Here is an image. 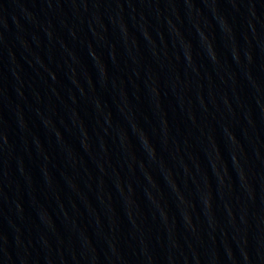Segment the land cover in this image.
<instances>
[{
    "label": "water",
    "instance_id": "1",
    "mask_svg": "<svg viewBox=\"0 0 264 264\" xmlns=\"http://www.w3.org/2000/svg\"><path fill=\"white\" fill-rule=\"evenodd\" d=\"M0 264H264V0H0Z\"/></svg>",
    "mask_w": 264,
    "mask_h": 264
}]
</instances>
